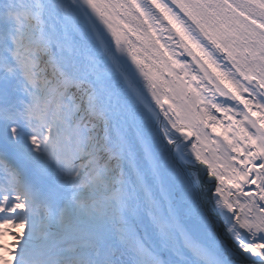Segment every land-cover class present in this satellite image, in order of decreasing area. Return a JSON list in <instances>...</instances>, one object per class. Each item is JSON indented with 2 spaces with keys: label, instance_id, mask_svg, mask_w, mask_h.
I'll list each match as a JSON object with an SVG mask.
<instances>
[{
  "label": "snow or ice",
  "instance_id": "1",
  "mask_svg": "<svg viewBox=\"0 0 264 264\" xmlns=\"http://www.w3.org/2000/svg\"><path fill=\"white\" fill-rule=\"evenodd\" d=\"M0 264H264V0H0Z\"/></svg>",
  "mask_w": 264,
  "mask_h": 264
}]
</instances>
